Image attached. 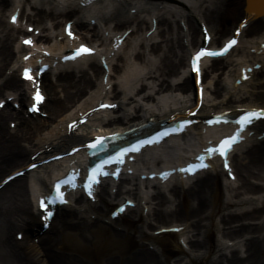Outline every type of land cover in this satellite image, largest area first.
Returning a JSON list of instances; mask_svg holds the SVG:
<instances>
[{
  "label": "bare ground",
  "instance_id": "bare-ground-1",
  "mask_svg": "<svg viewBox=\"0 0 264 264\" xmlns=\"http://www.w3.org/2000/svg\"><path fill=\"white\" fill-rule=\"evenodd\" d=\"M103 1L87 6L85 0H52L51 3L39 0V5H30L24 0L20 3L18 26H13L9 21L4 22L2 17L8 9V18L11 16L15 0H0V102L5 101V108L0 110V181L23 167L35 153H39L36 160H40L91 137L95 132L90 129V123L70 134L66 133L65 125L98 101L116 103L115 111L98 113L97 129L102 131L126 129L148 119L185 117V110L195 104L193 77L187 73L186 62L189 51L202 42L200 25L198 28L194 25L197 17L211 33L210 44L216 46L232 33L233 25L246 21L237 46L226 57L204 65L202 84L205 96L213 98L210 106L205 103L200 108L198 116L211 112L235 113L249 107L264 108V12H257L262 9L249 0ZM25 5H30L29 13L24 12ZM226 18L234 20L233 25L224 30L220 20ZM90 20L94 23L91 24ZM152 20L155 28L146 38L145 34L152 29ZM23 21L26 27L39 30L37 42L49 44L54 40L48 49L52 55L56 46L64 47L70 43L57 32L67 21L72 22L76 38L90 44L105 41V32L108 38H115L117 34L119 38L130 32L124 39L126 51L107 58L111 73L105 83L102 82L104 72L92 57L58 65L55 69L58 68L59 72L53 76L43 74L40 84L45 101L41 112L47 114L46 119H39L23 113L20 107L14 110L7 102V97L13 96V102L19 106L24 104L25 90L29 86L13 72L5 74L10 65L18 63V54L26 52L16 42L18 36L28 35L22 29ZM45 21L50 22V27ZM51 31L55 34L49 33ZM156 38L159 41H155ZM132 41L136 42L134 48L138 47L133 54L130 52ZM111 43L110 51L118 48ZM254 64H260V68L253 70L246 81L235 85L240 70ZM107 87L110 89L106 90ZM6 120L15 123L12 130ZM199 125L191 127L185 138L176 139L179 142L177 148L167 144L156 152H146L137 162L138 166L145 169L158 167L162 160L156 162L149 156L163 153L168 156H162V159L171 158L183 163L192 144L204 145ZM249 130L252 136L245 134L244 143L231 158L234 182L239 183L241 193L230 192L231 183L225 180L229 191L225 200L218 194V177L223 173L215 165L195 178L179 176L174 179L170 176L161 181H140L139 177L130 175L116 186L101 187L89 211L61 208L48 230L41 234L35 200L38 193L46 190L48 175L45 170L53 171L55 165L50 164L12 180L0 189V264H83L74 257L79 247L71 252L65 250L63 240L66 236L83 244L94 241L106 248H112L114 244L122 246L125 243L101 240L97 217L92 221L85 216L99 214L123 199L135 202V210L146 207L145 217L139 216L137 220L146 219L148 223L143 225L146 229L180 227L179 236L184 237L188 250L178 246L183 256H174L172 264H264V139L257 138L264 131V122H258ZM113 188L115 192H112ZM149 193L150 199L147 198ZM241 194L258 195L261 203L254 204L249 197L248 200L240 197ZM175 198L180 201L173 205ZM81 203L82 199L74 198V204L82 207ZM165 203L168 205L163 208ZM131 212L135 213L134 210ZM119 219L106 220L118 237L124 234L123 230L114 227ZM215 230L221 239L234 243L217 245ZM138 231L146 236L142 229ZM17 234L22 235L19 241L15 238ZM147 239L156 242L161 238L150 235ZM201 252L203 254H199ZM169 257L171 255L166 254L161 262L150 249L140 247L127 257L109 259L106 264H169Z\"/></svg>",
  "mask_w": 264,
  "mask_h": 264
},
{
  "label": "rangeland",
  "instance_id": "rangeland-1",
  "mask_svg": "<svg viewBox=\"0 0 264 264\" xmlns=\"http://www.w3.org/2000/svg\"><path fill=\"white\" fill-rule=\"evenodd\" d=\"M7 12H4L2 19L4 20V22L7 21ZM233 20L234 18H226V19H222L220 20V24L221 27L226 30L227 28L231 27L233 25ZM173 22L174 19H172ZM45 24L47 27H50V22L45 21ZM196 27V25H195ZM23 30H25V26L23 25ZM155 41H159L158 38L155 39ZM134 46V45H133ZM134 47H131L130 50H132ZM138 50V47L135 48V51ZM123 54V53H121ZM146 58H148V56H146ZM8 71V69H7ZM14 73L16 74L15 70H13ZM6 72V71H5ZM9 73L11 72V70L8 71ZM6 72V73H8ZM17 75V74H16ZM52 81H54V78H52ZM24 99H27V95L25 94ZM86 100V99H85ZM24 106L22 105L21 109L22 112L24 113ZM12 107V105L10 106ZM5 108V107H4ZM39 119H46L43 117H38ZM9 127L11 128L10 125L13 124V122L11 121H7ZM12 130V128L10 129ZM66 148V147H65ZM224 182V177L220 176L218 177V194L222 197V200H225V197L227 195L226 192V188L223 185ZM238 182L232 185V190L233 192H237V193H241V189L238 186ZM13 188V185L10 186V189ZM239 188V189H238ZM242 195V194H241ZM262 195V194H261ZM260 195V196H261ZM249 195L244 194L240 197H242L243 199H246ZM258 196V195H256ZM255 197V196H253ZM148 199H150V196H148ZM167 199L171 200V197L167 196ZM174 199V197H173ZM258 199V198H257ZM146 201L148 202L149 200L146 199ZM179 199L175 198V201L173 202V205H175L176 203H179ZM190 204V202H188ZM259 203V202H258ZM260 204V203H259ZM168 205V203H165L163 208L166 207ZM154 206V205H152ZM151 206V207H152ZM139 210L136 213L133 212H127L118 222V227L120 229H122L124 232V234L122 236H116L113 233L112 227L111 226H107L106 222H103V215L105 217L106 216V212H101L100 215L98 213H95L98 215V218H100L98 220V229L100 231V235H101V240L104 241H110V242H121V243H125V244H114L112 246V248H106L103 245H97L94 241L92 243H79L77 241H74L73 238L66 236L64 237L65 239L63 240V246L65 248V250H68L69 252H71L72 249H76L78 248L79 251L78 252H74L76 254H74L75 258L77 260H79L81 263L83 264H106L107 261L109 259H114V260H119V259H123L124 257H127L128 255L132 254L133 252H135V250H137V248H148V245L151 244V246L154 248L153 253L156 255V257L162 262L164 260V256L166 254H170L171 257H169L168 259V263L172 264L174 259L176 257L174 256H183L181 254V252L177 249L176 244L177 239L174 235H166L164 237H161V239L156 240V242H151L149 241V239H147V236H150L153 232L152 228H144L143 225H145L147 222L146 219L142 218L140 221L138 220V216L139 215ZM100 216V217H99ZM144 216V214H143ZM85 218H87L85 216ZM133 220V221H132ZM216 221V220H215ZM172 224V223H171ZM55 225V223H54ZM139 229H142L146 236H142L139 234ZM13 238V236H12ZM214 240L215 243L217 245H221L223 242V239L220 238V235L218 234V232L215 230L214 231ZM105 248V249H104ZM164 250V251H163ZM77 251V250H76Z\"/></svg>",
  "mask_w": 264,
  "mask_h": 264
},
{
  "label": "snow or ice",
  "instance_id": "snow-or-ice-1",
  "mask_svg": "<svg viewBox=\"0 0 264 264\" xmlns=\"http://www.w3.org/2000/svg\"><path fill=\"white\" fill-rule=\"evenodd\" d=\"M89 3H91V0H88ZM12 22L15 23L16 22V16L12 17ZM70 25L68 26V29H70ZM241 27H243V25H241ZM68 35L71 37L72 33L70 30H68ZM29 31H31V29H29ZM24 44L29 45L31 44L30 40H24L23 41ZM237 43V41L235 39L230 40L227 44L224 45V47L220 50V51H207L204 49H201L200 51H198L193 57H192V70L195 72H199V62L201 61L202 58L204 57H217V56H223L225 53H227L229 51V49H231L235 44ZM91 49H88L84 46H81L79 49L76 50V52L74 53L73 56L71 57H65L66 59H75L77 56L83 55V54H91ZM28 57H25V59H27ZM30 70L29 69H25L24 70V78L31 80L32 77L29 74ZM245 79H247V77H244ZM34 99L37 101V103L42 101V97L40 96L39 91L37 90V93L34 97ZM0 107H3V104H0ZM102 107H115V105H102ZM37 107L34 104L33 107L30 109V111H37ZM264 118V111H251V112H246L244 115H242L240 117L239 120L236 121V123L239 125V129L238 131L228 137L225 138L223 140H221L216 146L214 147H208L206 148V153L208 154V158H211L213 155L219 154L222 157L227 156V153L231 150L232 146L234 144H236L239 140V136L240 133L244 131V129L250 125L254 120H258V119H262ZM220 119L217 118L214 121H209V124H214V123H219ZM227 122V121H225ZM190 123L189 121H183L179 127L177 129H174L173 131H182L186 125ZM169 133L165 132L162 133V136H166ZM158 142L157 139H152V140H148V141H142L140 145L132 147L130 149H125L123 152H121L117 157L111 159V160H107L104 161L103 164L93 168L91 170V173L88 175L87 177V181L84 183V190L88 192V195L90 197H92L93 192V186L98 184L99 181V177L102 175H108L107 172L103 171L104 165L105 164H110V163H122L123 162V156L127 153V152H136L139 151L140 147H143L145 144H153ZM100 141L97 140V144H99ZM90 148H94L96 147V144H90L89 145ZM197 160L200 161L198 164H192L189 165L187 168H182L180 169V171L186 172L188 174H195L196 172H198L199 170L202 169H206L209 167L208 164L204 163V157H197ZM227 166V165H225ZM19 174V173H18ZM165 176L167 174H164ZM75 177H69L66 180H62L58 183L55 184V195L51 196L50 198L47 199V203H45V201L42 199L39 201V207L40 209L43 210L44 214L42 216L45 227H48V221L50 220V218L52 217L53 213L51 211L48 210V205L51 204H56L57 202L61 203V204H65L67 203V201L64 198V193L61 191L62 186L64 185H69L73 188L76 187L75 183ZM120 211L122 212L123 209H120Z\"/></svg>",
  "mask_w": 264,
  "mask_h": 264
},
{
  "label": "water",
  "instance_id": "water-1",
  "mask_svg": "<svg viewBox=\"0 0 264 264\" xmlns=\"http://www.w3.org/2000/svg\"><path fill=\"white\" fill-rule=\"evenodd\" d=\"M253 2L255 3V6L257 5V8H264V0H253Z\"/></svg>",
  "mask_w": 264,
  "mask_h": 264
}]
</instances>
